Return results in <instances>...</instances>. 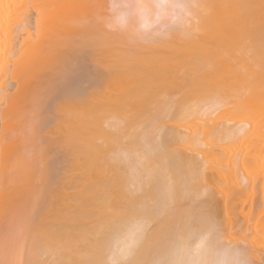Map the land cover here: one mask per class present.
<instances>
[{"label": "bare ground", "instance_id": "bare-ground-1", "mask_svg": "<svg viewBox=\"0 0 264 264\" xmlns=\"http://www.w3.org/2000/svg\"><path fill=\"white\" fill-rule=\"evenodd\" d=\"M38 1L46 5L43 8H34L35 16L30 19L29 9H33ZM169 1L137 0L135 10L141 24L147 27L157 19L167 16ZM190 1L192 3L185 6L179 5L178 10H172L173 7L169 8L174 14L173 17L185 21L187 15L193 12L197 13L199 18L201 15H198V12H195L194 7L191 6L195 2ZM195 1H201L200 5L207 3L205 2L207 0ZM232 1L235 4L232 7L236 8V3L239 4V1ZM252 1L245 0V3L252 4ZM108 2L114 7V10L109 13L111 19L113 16L114 25L112 24V26L116 28L117 22L122 17L120 0H0V76H4L0 80V212L6 206L7 209L8 207L13 208V214H16L14 220L11 218L12 224L10 222V234L12 235L7 244L10 255L6 264H108L109 262L112 264V262L123 260L124 257L126 259L127 255L130 257V252V259L127 260L128 262L125 261L127 264H264V240L261 246H251L246 239L249 236L248 232L255 231L257 226L252 225L246 229L244 227L245 230L240 229L242 232L239 234H235L232 232L233 229L231 230V224L235 221L233 213H231L233 202L238 201L239 213L242 216L250 214L255 198L254 185L244 195L243 193H236L232 197H229L228 193L224 196L221 195L220 206L216 207L218 210L215 208L214 199L210 204L209 193L211 191L206 193L207 198L199 199L211 188L203 184L204 177L201 182L202 169L197 170L198 163L194 161L192 151L191 155L180 148V144H183L182 148L184 145L188 147L186 143H189L188 139L193 135L190 137V132H186V134L185 131H189V129L185 127L186 129L183 130L182 125L179 128L176 127L177 122L174 124L176 126H166L169 123L165 122V116L169 114L166 103L170 100L171 93L167 96L169 100L158 99L160 93L162 95L163 91L166 92L165 88L169 91L167 87L169 80L167 78V82L164 80L166 74L168 76L170 73L168 68L164 66L162 67L164 69H154L150 66L145 67L143 61L140 64L138 62L139 66L135 67L134 74L137 77L135 84L133 83L132 87L127 90H120L119 50L123 48V45L120 49L118 48L119 32L117 28V30H112L111 22L108 29L110 28V34L111 31L112 34L110 37L106 35L109 33V30L106 29L109 18L106 16L109 15L104 12ZM258 2L260 0H255L253 5ZM262 2L263 0L258 5L263 6ZM173 5L171 4V6ZM198 5L195 3V7ZM188 6L193 8L190 13ZM226 8L225 12L228 13L227 11L231 8ZM112 13L113 15H111ZM231 16L234 17L233 14ZM12 19L14 20L11 21L12 24L7 21ZM228 21L230 20L228 19ZM241 22L243 23L242 20ZM191 24L194 25L192 21ZM128 25L130 24L128 23ZM206 25L208 26V24ZM192 28L194 29V27ZM181 29L180 32L183 33L184 27L183 31ZM197 29L199 30V28ZM116 31L118 34L115 33ZM186 33L183 38H186ZM166 34L169 36V33L165 32V38ZM192 34L193 32L191 36ZM120 35L122 36L121 33ZM156 35L158 36V34ZM173 35L175 36V33ZM160 37H155V40L158 38L159 42ZM110 38L112 39L109 40ZM244 41L241 45H245ZM126 42L128 43V41ZM183 43L185 42L183 41ZM247 43H253V41ZM235 44L237 43L235 42ZM124 45L127 46L126 43ZM253 45H249L250 47L239 46L240 51L242 47L244 49L246 47L245 51H247V48L250 49ZM176 47L178 46L176 45ZM232 50L236 49L232 47ZM237 51L235 53L238 54L239 51ZM121 52L124 51L121 49ZM242 52L239 53L242 54ZM214 56H216V52ZM239 56H234V58H241V55ZM223 57L220 55L216 61H213L218 68L213 66L215 68L208 69L205 65L212 81H217L215 79H219L222 74L226 73L218 81L219 85L220 81H222L221 84L223 82L225 84V77H228L229 74V77L232 78L234 73L233 68L232 70L226 68L224 63L226 57ZM197 63L199 64V61ZM186 64L188 65V63ZM261 66L263 67L262 64ZM197 68L196 66L195 69ZM236 70L239 68L236 67ZM223 71L224 73H222ZM193 72L190 73L193 75ZM176 73L178 76L180 71ZM255 74L250 75L254 81L251 82L255 83V79L259 78L261 82V73L256 72ZM240 75L243 77L241 72ZM190 76L189 74L188 77ZM255 76L257 77L255 78ZM192 78L194 77L192 76ZM162 81L163 84L166 82L164 84L166 87H163V90H158ZM210 81L207 86L204 84L203 86L205 88L216 86ZM260 82L258 81V84ZM262 82L264 81L262 80ZM106 84L108 85L107 90H105ZM262 85L261 87L264 88V83ZM109 86L112 90H109ZM181 86H183L182 83ZM254 87L253 90L261 89L257 84ZM8 88H10V93H6ZM205 91L208 92V90H190L184 92L177 99L182 98L183 101V97L187 93L198 95ZM173 94L175 95L172 92ZM184 101L186 100L184 99ZM246 101L248 100L246 99ZM171 103L169 101V104ZM200 107L198 106L199 111ZM228 109L229 107L225 110L220 108L223 112L220 111L218 115L224 116L226 111L229 113L231 110L233 113L231 116L243 114L244 117V113L249 115L252 111L246 104L240 106L238 114L236 113L237 108ZM179 111L181 112V110ZM256 113L258 114V112ZM191 114L195 113L191 111ZM242 116L238 115L239 119ZM180 117L178 118L180 119ZM174 120L176 119L174 118ZM209 122L210 120L204 125L208 126ZM212 122L209 125L210 128L215 127L214 129H216L221 125V122L218 124H214V122L217 123L216 121ZM136 124L140 128L142 126L141 130L143 129L144 135L124 144L122 142L123 134L128 131L129 134H126L132 138L131 135L135 131L129 132L130 129H126L122 133V128L132 127ZM247 124H249L247 121L233 122L230 127L225 128V122H222V130L229 131L231 134L228 135L232 137L236 135L241 139L237 134L247 130ZM209 131L211 130L209 129ZM199 132L201 131L197 132L198 137ZM206 133V130L203 131V136ZM186 135H188V139L185 138ZM215 135L213 134L212 137ZM211 140L213 141L212 138ZM244 142L247 141L244 140ZM198 145L200 146V143ZM208 147L210 148V146ZM253 152L251 151V153ZM239 159H230L233 166L230 167L231 170L239 166L240 170L243 169V171L241 170L243 174L244 171L248 174L249 170L244 169L247 168L246 164L249 166V163L246 158ZM252 162L251 165H256L255 167L259 169L258 171L255 168L254 171H258L264 181L263 166L259 167L257 166L259 163ZM248 168L250 169V167ZM211 169L213 171L214 167L212 166ZM254 171L250 174H255ZM201 175L203 176L204 173L202 172ZM209 184L211 183L209 182ZM262 185L264 186V182ZM260 212L264 214V210L261 208ZM263 217L259 221L262 224L260 230L264 233ZM150 223L152 227L147 228ZM6 225L8 226V224ZM7 234L9 233L7 232ZM254 234L252 235L254 236ZM132 246L133 248L136 246L134 250H132ZM166 257L167 259L164 260Z\"/></svg>", "mask_w": 264, "mask_h": 264}, {"label": "rangeland", "instance_id": "rangeland-1", "mask_svg": "<svg viewBox=\"0 0 264 264\" xmlns=\"http://www.w3.org/2000/svg\"><path fill=\"white\" fill-rule=\"evenodd\" d=\"M175 1V2H173ZM173 1H169L173 6H171V4L167 6L168 7V15L166 16H163L161 17L160 19H157L156 21H154L153 23H151L149 26L145 27L141 24L140 22V19L137 15V11L135 10L136 8V3H137V0H120V13H121V19L119 22H117L118 24L117 25V29L116 28H113L114 26H112V24L114 25V21H113V16H112V19L110 17V13L109 12H112L114 10V7L113 5L110 4V2H108V4L106 5L107 9H105V12L104 13H108L107 15L109 16H106V18H109L108 21H109V24H107L106 26V29H108V25H110V22H111V25L110 27L112 28V30L114 31L115 29L119 32V43H118V36L116 37V40H117V44H118V48L120 49L121 45H123V48L122 51L124 52H121V49L119 50V61L121 62L120 63V67L121 68L119 71L120 73V76L118 77L119 78V83H120V90H127L129 87H132L133 83L135 84V80H136V75L135 74V69L139 66V64L143 61V65L145 67H148L150 66L151 68H154V69H164L162 67L165 66V68H168L167 70H169V77L167 76L166 74V77L164 78V80H169L168 81V84L169 86H167L169 88V91L166 87V85H164L166 82L163 84V81L161 82V85L159 87L158 90H163V87L165 88L164 90L166 92H162V95L160 93V97H158V99H162V98H166L167 99V96H169L168 94H170V103L169 104V101L168 103H166V108H167V105H168V110L167 112L169 114H167L165 117V122H169V123H165L166 126H176L174 124H176L177 122V126L176 127H181L184 129L188 128V130L185 131L186 132H190L189 135H190V139L187 138L188 135H186V139H188L189 143L185 146L184 145V148H188V150L182 148L183 144H180L181 145V149H183L185 152L187 151L188 154H191L190 152L192 151L193 155H194V161L198 163V166L196 165L197 167V170L198 169H202V172L204 173V175L202 176V172L200 173V176H201V182H202V179L204 177L203 180V184H206L207 187H210L211 190H208L205 192V194H203L201 196V198L199 199H204L207 195L206 193L208 192H211L209 193V201L210 204L212 203V199L213 202H215V208H219L220 206V203H219V199L222 198V196L226 195L227 193L230 195L229 197H232L234 194L236 193H243V195L246 193V191L253 187L254 185V192H255V198H254V202L252 204V208L250 209V214H243V216L239 213V207H238V201H234L233 204H234V208L232 207L233 211H231V213H233V216H234V219L235 221L231 224V230L233 229V233L235 234H239L240 232H242L243 230H245L247 227L250 228L252 227V225H256L257 226V229H255V231H249L248 232V238L247 239V243L250 244L251 246H261L262 245V242L264 240V233L260 230L261 229V223H260V219H262V216H264V214L262 212H260V208L261 210H264V186L262 185V183L264 182L261 175H259L258 171V167H255L256 165H251V162L252 161H255V163H259L257 166H263L264 168V88L263 87V83L262 80L264 81V4L263 6L261 5H258V3L261 2H258L256 5H253V2L255 0H253L251 3L252 4H248L250 3L249 1H247L245 3V0H237L239 1L237 4L236 3V8L235 7H232L233 4H234V1L232 0H207L205 2H207V6L206 4L205 5H200V2L199 1H195L193 0L196 5L195 7V3H193V6L194 7V11L198 12V15H201L197 16V13H193L191 12L193 8H191V6H188L189 7V15H187V19L185 18V21L182 20L180 21L179 19H176L173 17V13H171V10H169V8H171L172 10L173 9H177L178 10V6L181 5V6H185L186 4H190L192 3V1L188 0L185 3L184 1L182 0H173ZM222 1H223V4H222ZM225 1V2H224ZM230 1H232L230 3ZM236 1V0H235ZM220 2V3H219ZM264 3V0L263 2ZM132 4V6H131ZM177 4V5H176ZM222 4V5H221ZM231 4V5H230ZM46 5V4H45ZM44 4H42L41 1H38L35 5V7H33V9H29V17L30 19H33V17L35 16V12L34 10L36 8H43L45 7ZM224 5H227L224 7ZM235 5V4H234ZM247 5V6H246ZM134 6V7H133ZM221 6H222V9H221ZM180 7V6H179ZM207 7V8H206ZM226 7H232L231 10L229 9V11H227L228 13L225 12V8ZM251 7V8H250ZM35 8V9H34ZM200 8V9H198ZM134 9V10H133ZM228 9V8H226ZM224 10V11H223ZM135 11V12H134ZM211 11V13H209ZM236 11V12H235ZM238 11V12H237ZM31 12V13H30ZM171 14H170V13ZM206 12V13H205ZM242 12V14H241ZM246 12V13H245ZM203 13V14H202ZM236 13V14H235ZM206 14V15H205ZM211 14V15H210ZM234 15L231 16V15ZM245 14V15H244ZM113 15V13L111 14ZM172 15V17H171ZM204 17H203V16ZM256 15V16H255ZM207 16V18H206ZM231 16V18H230ZM193 17V18H192ZM233 17V18H232ZM236 17V18H235ZM198 18V21L196 20ZM210 18H211V21H210ZM230 21H228V19ZM238 18V20H237ZM126 19H128L129 21H127ZM203 19V20H202ZM225 19V20H224ZM236 19V21H235ZM262 19V21H261ZM161 20V21H160ZM231 20H234L233 22ZM241 20L243 21V23L241 22ZM253 20V21H252ZM9 23L12 21H14L13 19L12 20H7ZM191 21L194 25L191 24ZM195 21V22H194ZM208 21V22H207ZM227 21V22H226ZM259 21V22H258ZM11 22V24H12ZM199 24H198V23ZM241 22V23H240ZM250 22V23H249ZM128 23L130 25H128ZM140 23V24H139ZM190 23V24H188ZM203 23V24H202ZM238 25H236V24ZM168 24V25H167ZM208 24V26L206 25ZM210 24V25H209ZM218 26H217V25ZM240 24V25H239ZM167 25V26H166ZM186 25V26H185ZM197 25V26H195ZM213 25V27H212ZM232 25V26H231ZM262 25V26H261ZM189 26V27H188ZM202 26V28H201ZM204 26V27H203ZM227 26V28H226ZM240 26V27H239ZM134 27V28H132ZM176 27V28H175ZM183 27H184V31H183ZM194 27V29L192 28ZM222 27V28H221ZM239 27V28H238ZM171 28V29H170ZM182 28V29H181ZM187 28V29H186ZM190 28V29H189ZM199 28V30L197 29ZM225 28V29H224ZM238 30H237V29ZM247 28V29H246ZM110 29V28H109ZM108 29V30H109ZM120 29V31H119ZM124 31H122V30ZM178 29V30H177ZM180 29L183 31V33L180 32ZM186 29V30H185ZM193 29V30H192ZM241 29V30H240ZM108 30L106 31V33L108 32ZM127 30V31H126ZM168 30V31H166ZM174 30V31H173ZM209 30V32H208ZM115 32L118 34V32ZM177 31V32H176ZM179 31V33H178ZM191 31V32H190ZM195 31V32H194ZM225 31V32H224ZM254 31V32H252ZM257 31V32H256ZM128 32V33H127ZM165 32L166 33H169V36L168 34H166V38H165ZM188 32V33H186ZM193 32L192 36H191V33ZM197 32H200V33H197ZM205 32V34H204ZM214 32V33H213ZM223 32V33H222ZM243 32V34H242ZM120 33L122 34V37L120 35ZM173 33H175V36L173 35ZM181 33V34H180ZM185 33H186V38H183L185 37ZM219 33V34H218ZM221 33V34H220ZM247 33V34H246ZM111 34H112V31H111ZM110 34V30H109V33H107L106 35H109L108 37L111 36ZM155 34H158V36ZM160 34L161 37H160ZM183 34V36H182ZM214 34V35H213ZM223 34H225L223 36ZM114 35V34H113ZM127 35V36H126ZM132 37H130V36ZM189 35V36H188ZM246 35H249V36H246ZM254 35V37H253ZM126 36V37H125ZM154 36V37H152ZM178 36V37H177ZM182 39H181V37ZM208 36V38H207ZM230 40H229V38ZM239 36V37H238ZM246 36V37H245ZM114 37V36H113ZM155 37H160L159 38V42H160V39H161V42L159 43L158 42V38L157 40H155L156 38ZM164 37V38H163ZM180 37V38H179ZM188 37V38H187ZM195 37V39H194ZM221 37H223L221 39ZM129 38H130V41H129ZM134 38L138 41H134ZM177 40H176V39ZM235 38V40H234ZM246 38H248L246 40ZM252 38V39H251ZM257 38V39H256ZM112 38H110L109 40H111ZM121 39H123L121 41ZM175 39V40H174ZM180 39V40H179ZM187 39V40H186ZM155 40V41H154ZM173 40V41H172ZM187 42H186V41ZM189 40V41H188ZM193 40V41H192ZM223 40V41H222ZM246 40V41H244ZM253 41V43H247V42H251ZM128 41V43L126 42ZM134 43H133V42ZM157 41V42H156ZM169 41V42H168ZM183 41L185 43H183ZM201 41V42H200ZM220 41V42H219ZM227 41V42H226ZM245 43V45H241V43ZM136 42V43H135ZM139 42V43H138ZM143 42V44H142ZM171 42V43H170ZM207 42V43H206ZM235 42L237 44H235ZM240 42V43H238ZM127 44L124 45V44ZM158 43V45H157ZM177 43V44H176ZM183 43V45H182ZM211 43V44H210ZM222 43V44H221ZM234 43V44H233ZM134 45L135 47H133L132 45ZM141 44V45H140ZM162 44V45H161ZM215 44V46H214ZM229 44V45H228ZM240 44V45H239ZM247 44V45H246ZM254 44V45H253ZM260 44V45H259ZM131 45V46H130ZM139 45V47H137ZM156 45V46H155ZM164 45V46H163ZM176 45L178 47H176ZM191 45V46H189ZM197 45V46H196ZM210 45V47H208ZM213 45V46H212ZM237 45V46H235ZM249 45H253L251 46V51L249 48H247V51L246 50V47L245 49L243 48L244 46H247V47H250ZM166 46V48H165ZM174 46V47H173ZM201 46V47H200ZM231 46V47H230ZM243 46L241 49L244 50V52H242V50L240 51V47ZM258 46V47H257ZM133 47V48H132ZM183 47V49H181ZM199 47V48H198ZM232 47L233 49H236L238 50L239 52H242V54H240L238 51V54L235 53L236 50H232ZM239 47V48H238ZM261 47V48H260ZM127 48V50H126ZM137 48V49H136ZM165 48V49H164ZM178 48V49H177ZM190 48V49H189ZM209 48V49H208ZM259 48V49H258ZM143 49V50H142ZM189 49V50H188ZM207 49V50H206ZM253 49H254V52H253ZM262 49V50H261ZM167 50V51H166ZM196 50V51H195ZM199 50V52H198ZM206 50V51H205ZM128 51V52H127ZM132 51H134L132 53ZM170 51V53H169ZM189 51V53H188ZM228 54V57H227V54ZM234 51V52H233ZM138 52V53H137ZM143 52V53H142ZM178 52V54H177ZM187 52V53H186ZM216 52V56H214ZM130 53V54H129ZM142 53V54H141ZM200 53V54H199ZM246 53V54H245ZM20 54V53H19ZM122 54V55H121ZM187 54H189L187 56ZM197 54V55H196ZM224 54V55H223ZM236 54V55H235ZM17 55V52L15 53V56ZM124 55V56H123ZM130 55V56H129ZM192 55H193V58H192ZM209 55V56H208ZM220 55L223 57L225 56L226 59V62L225 65H226V68H228L229 70H232L233 68V77L230 78L229 77V74H228V77H225L226 80H225V84L222 81H220V85H219V80H221L222 76H225V74L219 78V79H215L217 81H212V79H210V75H209V71L206 70V68L208 67V69H212V68H215L217 67L213 61H216ZM241 55V58H239ZM245 55V57H244ZM253 55V56H252ZM260 55V57H259ZM137 56V57H136ZM144 56V57H143ZM234 56H239V57H236L234 58ZM249 56V57H248ZM250 56H252L250 58ZM128 57V59L126 60V58ZM133 57V59H132ZM149 57V58H148ZM154 57V58H153ZM187 57V58H186ZM191 57V59H190ZM223 57V58H225ZM244 57V58H243ZM123 58V60H122ZM159 58V59H158ZM183 60H182V59ZM195 58V59H194ZM202 60H201V59ZM246 58V59H245ZM248 58V60H247ZM135 59V60H134ZM173 59V60H172ZM181 59V60H180ZM199 59V60H198ZM204 59V61H203ZM236 59V60H235ZM238 59V60H237ZM250 59V61H249ZM137 60V62H136ZM153 63H151L150 62ZM179 60V61H178ZM187 62H186V61ZM191 60V61H190ZM201 60V61H200ZM222 60V59H220ZM258 60V61H257ZM185 63H184V62ZM199 61V64L197 63ZM204 64H203V62ZM206 61V62H205ZM212 61V62H211ZM219 61V60H218ZM238 61V63H237ZM244 61V63H243ZM248 61V64H246ZM262 61V62H261ZM139 62V64H138ZM251 62V64H250ZM127 63V64H126ZM130 63V64H129ZM135 63H137L135 65ZM188 63V65L186 64ZM190 63H191V66H190ZM198 65H197V64ZM206 63V64H205ZM218 63V62H217ZM222 63V61H221ZM235 63V64H234ZM257 63V64H255ZM123 64V65H122ZM175 64V66H174ZM179 64V65H178ZM183 64V66H182ZM193 64V65H192ZM201 64V66H200ZM213 64V65H212ZM253 64H255V66L257 67H253ZM261 64L263 65V67L261 66ZM205 65L207 66L205 68ZM209 65V66H208ZM224 65V64H223ZM230 65V66H229ZM241 65V66H240ZM243 65V66H242ZM247 65V67H246ZM258 65V66H257ZM195 66V67H194ZM196 66L198 67L197 69ZM204 66V67H203ZM212 66V67H211ZM215 66V67H213ZM236 66L237 68H239V70H236ZM249 66V67H248ZM126 67V68H125ZM131 67V68H130ZM136 67V68H135ZM202 67V68H200ZM221 67H222V64H221ZM252 68V69H248V68ZM133 68V69H132ZM180 68V69H179ZM204 71L203 72H201ZM218 68V67H217ZM127 69V70H126ZM172 69V70H171ZM246 69V70H245ZM254 69V70H253ZM178 70V71H177ZM189 70V71H188ZM206 70V71H205ZM215 70V69H214ZM213 70V71H214ZM224 70V68H223ZM226 70V69H225ZM180 71V75L178 74L177 76V73L176 72H179ZM193 72V75L191 74ZM212 71V70H211ZM133 72V73H132ZM191 72V73H190ZM198 72V73H197ZM215 72V71H214ZM228 72V71H227ZM240 72L241 74L243 75V77L240 75ZM256 72L258 73H261V82H260V78L258 80L255 79V83H252L251 81H253V79L251 78V74H255ZM168 73V72H167ZM186 73H189L191 76L188 77V75ZM224 73V71L222 72ZM130 74V75H129ZM211 74V73H210ZM239 74V75H238ZM122 75V76H121ZM172 75V76H171ZM176 75V77H175ZM197 75V76H196ZM205 75V76H204ZM236 75V77H235ZM256 75V74H255ZM192 76L194 78H192ZM196 76V77H195ZM213 76V75H212ZM227 76V75H226ZM232 76V75H231ZM247 76V77H246ZM260 76V75H259ZM180 77V78H179ZM257 76H255L256 78ZM1 78L3 79L4 76H0V80ZM187 78V79H186ZM234 78V79H233ZM236 78H238V80H236ZM7 80L9 78H6ZM180 79V80H179ZM242 79V81H241ZM126 80V81H125ZM176 80V82H175ZM212 81V83H214L216 86H212V87H207L205 88L203 86V84L205 86H207V84L209 83V81ZM240 80V81H239ZM122 83H121V82ZM133 81V82H132ZM182 81V82H181ZM210 81V82H211ZM229 81V82H228ZM239 81V82H238ZM258 81L260 82L258 84ZM124 82V84H123ZM170 82V84H169ZM174 82V83H173ZM205 82V83H204ZM254 82V81H253ZM181 83L183 84V86H181ZM200 83V84H199ZM228 83V84H227ZM239 83V84H238ZM245 83V84H244ZM108 85H110V83H107ZM106 84V88L105 90H107L108 88V85ZM130 84V85H129ZM163 84V85H162ZM173 84V86H172ZM180 84V85H178ZM188 84H189V87H188ZM253 84V85H252ZM260 86L262 85L261 89L260 90H253L255 87L254 86ZM11 86L13 84H10ZM124 85V86H123ZM178 85V86H177ZM172 86V87H171ZM180 86V88H179ZM218 86V87H217ZM220 86V87H219ZM110 87V86H109ZM259 87V88H260ZM234 88V89H233ZM208 90V92H203V93H199L198 95H196L195 93H187L188 96H189V100L187 99V94L183 97V101H182V98L181 99H177V98H180V96H182V94L184 92H188L190 90ZM109 90H112L111 87ZM248 90V91H247ZM176 91V92H175ZM181 91V92H180ZM168 92V93H167ZM172 92L175 93V95L173 94L172 95ZM240 92V93H239ZM253 92V93H252ZM257 92V93H256ZM259 92V94H258ZM6 93H10V88H8V90L6 91ZM167 93V94H166ZM256 93V94H255ZM179 94V95H178ZM263 94V95H262ZM177 95V96H176ZM253 95V96H252ZM258 95V96H257ZM164 96V97H163ZM174 99H173V97ZM210 96V97H209ZM220 96V97H219ZM260 96V97H259ZM171 97H172V100H171ZM212 97V98H211ZM218 97V98H217ZM245 97V98H244ZM253 97V99H251ZM256 97V98H255ZM193 98V99H192ZM216 98V100H215ZM250 98V99H249ZM184 99L186 101H184ZM213 99V100H211ZM227 99V100H226ZM246 99L249 101H246ZM262 100V101H261ZM177 101V102H176ZM181 101V102H180ZM192 101V102H191ZM240 101V103H239ZM256 101V102H255ZM184 102V103H183ZM191 102V103H189ZM197 104H196V103ZM200 102V103H199ZM216 102V103H215ZM242 102V104H241ZM260 104H259V103ZM214 103V105H213ZM181 106H179V105ZM196 104V106H195ZM204 104V106H203ZM248 105L249 108H251V113L248 115L244 113V117L241 115V114H238L240 112V106H244V105ZM173 105V106H171ZM186 105V106H185ZM201 105V107H200ZM240 105V106H239ZM159 106H161V104H159ZM185 106V107H184ZM194 106V107H193ZM198 106L200 107V111L198 110ZM214 108H212V107ZM178 107V109H177ZM188 107V108H187ZM192 107V108H191ZM224 107V108H223ZM228 110H230V108H237V111L236 113L239 115V116H242L240 117L241 119H239L238 115H236L235 111H233L235 113L236 116H231L232 111L230 110V112L228 113V111H226V113L224 114V116H220L218 115V113L220 114V111L222 110H225L226 108H228ZM171 108V109H170ZM175 108V109H174ZM180 108V109H179ZM185 108V110H184ZM206 108V109H205ZM220 108L222 110H220ZM259 108V109H258ZM164 109H165V106H164ZM170 109V111H169ZM191 109V110H190ZM197 109V110H196ZM263 109V110H262ZM181 110V112L179 111ZM179 111V112H178ZM187 111V112H185ZM191 111L192 113H195L194 115L191 114ZM204 113H203V112ZM209 111V112H208ZM243 111V110H242ZM175 112V113H174ZM190 112V113H189ZM210 113V115H208V113ZM223 112V111H222ZM246 112V111H245ZM258 112V114L256 113ZM201 113V115H200ZM242 113V112H241ZM184 114V116H183ZM172 115V116H171ZM174 115V116H173ZM182 115V116H181ZM188 115V116H187ZM177 116V117H176ZM181 116V117H180ZM195 116V118H194ZM209 116V117H208ZM211 116V117H210ZM173 119H172V118ZM180 117V119L178 118ZM184 117V118H183ZM230 117V118H229ZM174 118L176 120H174ZM209 118L210 122L208 124V126L204 125V123L206 124L207 120ZM214 120H213V119ZM218 120H217V119ZM169 119V120H168ZM183 119V120H182ZM184 119H186L184 121ZM204 119V120H203ZM235 119V120H234ZM238 119V120H236ZM255 119V120H254ZM257 119V120H256ZM173 120V121H172ZM183 122H182V121ZM196 120V121H194ZM172 121V123H171ZM193 121V122H192ZM212 121H216L217 123L214 122V124H218L219 122H221V125L217 126L218 128V133H217V128L214 129L215 127H212L210 128V123ZM229 121V123H228ZM247 121V130H244L243 132L241 133H238L237 136H240L241 139L238 137H236V135L234 137H232L231 135H228V134H231L229 131H225V130H222V122H225V128L227 127H230L231 126V123L235 122V123H243ZM255 121V122H254ZM259 121V122H258ZM262 121V122H261ZM188 122V123H187ZM203 122V123H202ZM213 124V122H212ZM227 124V125H226ZM246 124V123H245ZM186 125V126H185ZM190 125V126H189ZM249 125V126H248ZM253 126V127H252ZM128 127V128H127ZM186 127V128H185ZM133 128V129H132ZM136 128V130H135ZM142 128V126H141ZM140 126L138 124L136 125H133L132 127L131 126H126L124 128H122V133L125 132V130L127 129H130L129 132H134L132 133V138L130 137V135H127L125 132L123 135V143L125 144V142H130L129 140H132L134 138H140V135H144L143 133V129L141 130ZM148 128V127H146ZM144 128V129H146ZM181 128V129H182ZM195 128V129H194ZM202 128V129H201ZM205 128V129H204ZM211 131H209V129ZM258 128V129H257ZM192 129V130H191ZM214 129V130H213ZM220 129V130H219ZM191 130V131H190ZM206 130V134H204L203 136V131ZM208 130V131H207ZM254 130V131H253ZM257 130V131H256ZM198 131H201L199 132V137H198V134L197 132ZM223 131V132H222ZM229 132V133H226ZM255 132V134H253ZM137 133V135H136ZM184 133V131H183ZM215 133H217L215 135ZM126 134V135H125ZM129 134V133H128ZM131 134V133H130ZM187 134V133H186ZM194 134H195V137H194ZM215 135L212 137V135ZM242 134V135H241ZM256 134H258L256 136ZM134 135V136H133ZM222 135V136H221ZM253 135V136H252ZM261 135V136H260ZM128 136V137H127ZM138 136V137H137ZM184 136V135H183ZM246 136V137H245ZM127 137V139H126ZM213 139V141L210 139L211 138ZM214 137L215 140H214ZM225 137V139H224ZM228 137V140H226V138ZM238 139H236V138ZM129 138V139H128ZM204 140H203V139ZM210 138V139H209ZM219 138V139H217ZM254 138V140H253ZM136 139V140H137ZM185 139V140H186ZM197 139V140H196ZM217 139V140H216ZM240 139V140H239ZM258 139V141H257ZM261 141H260V140ZM263 139V140H262ZM135 140V139H134ZM195 140V141H194ZM219 140V141H218ZM224 140V141H223ZM247 141V142H244ZM232 141H234V143H232ZM194 142V143H193ZM198 142V143H197ZM206 142V143H205ZM236 142V143H235ZM200 143V146L198 145ZM224 145H223V144ZM245 143V144H244ZM254 143V144H253ZM185 144V143H184ZM250 144V145H249ZM212 145V146H211ZM218 145V146H217ZM222 145V146H221ZM226 145V148H224V146ZM232 147H231V146ZM255 145V146H254ZM210 146V148L208 147ZM215 146V147H214ZM263 146V147H262ZM195 147V148H194ZM207 149H206V148ZM221 147V148H220ZM194 148V149H193ZM199 148V149H198ZM212 148V149H211ZM224 148V149H223ZM237 148V149H236ZM263 148V149H262ZM192 149V150H191ZM202 149V150H201ZM217 149V151L219 152H215V150ZM206 150V151H205ZM211 150V151H210ZM225 150V151H224ZM233 150V151H232ZM199 151V152H198ZM227 151V152H226ZM251 151H254L253 153H251ZM209 152V153H208ZM213 152H215L214 154H212ZM222 153V154H221ZM212 154V155H211ZM248 154V155H247ZM192 155V154H191ZM216 155V156H215ZM244 155V156H243ZM250 155V157H249ZM263 155V157H262ZM236 156V157H235ZM205 157V158H203ZM234 157V158H233ZM242 159V158H246L247 162L249 163V166L248 164L247 165V168H245L244 170H249L247 171L248 174L244 171V174H243V169H239L240 167L237 166V167H234V169L231 170L230 167H233L231 162L232 160L230 161V159ZM253 157V158H252ZM197 158V159H196ZM223 158V159H222ZM227 158V159H226ZM230 158V159H229ZM255 158V160H254ZM221 159V161H219ZM239 159V160H240ZM245 160V161H246ZM250 160H252L251 162H249ZM257 160V161H256ZM202 161H204L203 163H206V164H203ZM206 161V162H205ZM218 161V162H217ZM222 161H223V164H222ZM225 161V162H224ZM263 162V164H261ZM216 163V164H214ZM253 163V162H252ZM202 164V165H201ZM219 164V165H218ZM231 164V165H230ZM254 164V163H253ZM261 164V165H260ZM222 165V167H221ZM229 165V167H228ZM251 165V166H250ZM214 167V170L212 171L211 167ZM204 167V168H202ZM216 167V168H215ZM239 167V168H238ZM250 167V169L248 168ZM209 168V170H208ZM256 168V170L258 171H254ZM211 169V170H210ZM223 169V170H222ZM217 170V171H216ZM231 170V171H230ZM222 171V172H221ZM254 171L257 173L254 174L252 173L253 175H256V176H253L251 175L250 173ZM198 172V171H197ZM207 173V174H206ZM209 173V175H208ZM214 173H215V178H214ZM228 173V174H227ZM208 176V177H205V176ZM229 175V176H228ZM259 175V177H257ZM213 176V177H212ZM247 178H246V177ZM227 177V178H226ZM257 177V178H256ZM261 177V180L259 179ZM207 178V179H206ZM213 179V180H212ZM219 179L222 181L219 182ZM228 179V180H227ZM256 179V180H255ZM215 180V181H214ZM248 180V182H247ZM239 181V182H238ZM260 181V182H259ZM263 181V182H262ZM205 182V183H204ZM209 182L211 184H209ZM229 184V185H228ZM214 185V186H213ZM224 185V186H223ZM228 185V186H227ZM261 185H262V189H261ZM246 187V188H245ZM215 188V189H214ZM224 188V189H223ZM246 190H245V189ZM226 189V190H225ZM214 191V192H213ZM222 191V192H221ZM219 192V193H218ZM207 193V194H208ZM215 194V195H214ZM217 194V195H216ZM222 195V196H221ZM204 197V198H203ZM207 198V197H206ZM10 208L11 207H3V209L1 210L0 212V238H2L0 240V264H6L7 261H8V258H9V248H8V240L11 238V235L10 234V222L12 224V221L14 220L15 218V215L16 214H13L14 212V209L11 208V214H10ZM216 208V210H218ZM247 209V207H246ZM8 210V211H7ZM3 211V212H2ZM6 211V212H5ZM260 212V213H259ZM7 213V214H6ZM3 217H2V215ZM9 215V216H8ZM11 216V217H10ZM14 216V217H13ZM10 217V218H9ZM11 218L13 219L11 221ZM245 218H246V221H245ZM264 218V217H263ZM4 219V221H3ZM239 220V221H238ZM260 220V221H259ZM252 221V222H251ZM264 220H262V223H263ZM246 222V223H245ZM4 223V224H3ZM8 224V226L6 225ZM246 224V225H245ZM5 225V227H4ZM152 224L150 223L148 225L147 228H151ZM235 225V227H234ZM2 227V228H1ZM9 227V229H7ZM12 227V225H11ZM234 227V228H233ZM245 227V229H244ZM259 227V228H258ZM239 229V230H238ZM242 231H241V230ZM3 230V231H2ZM259 230V231H258ZM3 232V233H1ZM7 232L10 234H7ZM238 232V233H236ZM255 233V234H254ZM259 233V234H257ZM254 234V236L252 235ZM9 235V236H8ZM258 239V241H257ZM10 241V240H9ZM250 241V242H249ZM136 246H134L135 248ZM133 248V246H132ZM134 248L132 250H134ZM6 254V255H4ZM131 257V252H130V255ZM128 255L126 256V259L125 257L123 258V260H118L116 262H112V264H125L127 260L130 259V257H128ZM125 259V260H124ZM167 259L164 258V260ZM163 260V261H164ZM123 261V262H122ZM118 262V263H117ZM128 262V261H127ZM108 264H111V262H109ZM127 264V263H126Z\"/></svg>", "mask_w": 264, "mask_h": 264}]
</instances>
